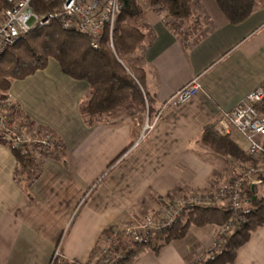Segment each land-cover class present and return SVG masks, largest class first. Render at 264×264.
Wrapping results in <instances>:
<instances>
[{"label": "crops", "instance_id": "obj_1", "mask_svg": "<svg viewBox=\"0 0 264 264\" xmlns=\"http://www.w3.org/2000/svg\"><path fill=\"white\" fill-rule=\"evenodd\" d=\"M194 1L213 24L192 41L177 36L164 12L146 11L145 40L131 56L145 71L144 87L154 110L194 78L200 88L187 101L166 107L135 147L145 120L135 116L134 103L89 123L82 111L89 84L65 74L57 60L12 80L11 98L55 134L64 153L48 158L41 175L25 189L15 179V154L0 144V264H50L57 245L67 261L85 264L106 228L123 227L154 211L158 197L217 187L237 158L212 146L220 141H205L207 126L247 155L246 136L234 127L222 135L216 124L264 84V0L238 24L227 19L215 0ZM219 227L191 225L183 238L158 252L148 248L127 264H200L209 257ZM229 264H264V226L253 231Z\"/></svg>", "mask_w": 264, "mask_h": 264}, {"label": "trees", "instance_id": "obj_2", "mask_svg": "<svg viewBox=\"0 0 264 264\" xmlns=\"http://www.w3.org/2000/svg\"><path fill=\"white\" fill-rule=\"evenodd\" d=\"M215 1L227 19L231 23L238 24L251 16L258 0ZM120 2L123 8L114 24L113 41L111 42L107 28L98 48L93 47L89 35L65 28L60 19L52 21L49 25L34 27L13 46L7 48L0 56V104L8 97L12 80L22 79L43 70L51 59H55L65 74L89 84L90 92L82 105V111L89 123H93L97 117L121 109L129 102L136 103L139 107L148 104L151 119L161 112V107L154 110V100L145 90V71L141 67H132L130 72L124 62L137 51L139 45L145 40L144 29L137 24V21L144 17L147 5L153 9L166 11L168 17L186 20L193 15V0H120ZM39 4L42 3H34V8L37 9ZM52 5L56 6V2L45 6L46 10H51ZM6 7L7 4L0 0V13ZM258 109L264 112V99L258 105ZM9 110L13 114V121L20 116L23 121L21 124L31 126L37 134L42 135L49 131L25 115L17 103L10 106ZM204 139L209 143L220 141L221 145L212 146L220 147L226 156L250 158L226 137H221L214 132L211 126L205 128ZM7 146L17 158L15 179L23 183L25 189H28V186L41 175L44 162L48 158H60L64 153V145L59 139H57L55 148L50 151L40 148L39 159L34 156L35 145L21 144L15 148L12 145ZM131 146L132 144L113 160L112 164L119 160ZM21 169L26 170L29 175L27 179L21 176ZM251 189L252 186L247 185L248 193ZM167 197L174 196L167 195ZM163 198L158 197L157 202ZM249 205L250 208H244L243 221L239 228L225 237L226 243L221 249L211 250L209 257L200 264H229L236 260L237 250L249 241L253 231L259 226H264V198L253 195ZM190 208L184 213V219H178L150 246L119 238L122 227L106 228L90 261L85 264L93 263L99 249L107 243L109 238L111 239L110 250L121 255L115 262L106 264H127L137 261L148 248L158 252L164 244L173 239L183 238L191 225L218 224L222 226L234 215L232 207L195 205ZM96 264H99V261Z\"/></svg>", "mask_w": 264, "mask_h": 264}, {"label": "built area", "instance_id": "obj_3", "mask_svg": "<svg viewBox=\"0 0 264 264\" xmlns=\"http://www.w3.org/2000/svg\"><path fill=\"white\" fill-rule=\"evenodd\" d=\"M7 7L0 13V56L7 48L13 46L20 38L27 35L36 26L49 25L60 19L67 29H74L89 35L94 48L100 46V40L108 28L112 42L113 29L117 16L122 11L120 0H2ZM56 2L51 10L41 12L34 8V3ZM33 21V24H31ZM200 88L198 78L178 90L161 106V112L152 119L147 117L141 137L135 141L137 146L140 139L146 137L154 128L162 112L169 105L187 101ZM264 99V86L252 90L233 109L225 111L216 124L217 131L227 135L232 127L242 132L249 141L247 150L252 162L234 161L231 174L211 190H193L183 196H165L155 205L151 214L145 215L140 221L125 224L119 238L133 243L151 245L163 231L169 229L178 219H184V213L195 205L205 207H232L234 215L227 223L220 226L213 243L212 250H218L225 244V237L239 228L243 221V211L249 204L247 185H255L264 181V112L258 105ZM16 102L8 97L0 104V144L12 145L14 148L21 144L35 145L34 156L40 158V148L47 151L55 148L57 139L51 131L42 135L36 130L28 131L27 125H22L19 117L13 121V114L9 107ZM229 172V173H230ZM103 245L92 264H106L115 262L120 253H113L109 243ZM225 242V243H224ZM50 264H83L78 261H67L60 245L54 250Z\"/></svg>", "mask_w": 264, "mask_h": 264}, {"label": "rangeland", "instance_id": "obj_4", "mask_svg": "<svg viewBox=\"0 0 264 264\" xmlns=\"http://www.w3.org/2000/svg\"><path fill=\"white\" fill-rule=\"evenodd\" d=\"M195 3L196 2L194 1L193 2V15H192V17L189 19H186V20H177L171 16L168 17L166 11H162V12H164L166 21L169 22L170 27L174 30V32L177 34V36L181 40H184V41H188V40L190 41L191 40L192 41V40L198 38L199 36H201L202 34H204L205 31L207 30V28L209 26H211V24H213V22L209 19L208 11L203 10L202 4H200V3L195 4ZM48 4L49 3L39 4L37 6V9L40 10L41 12H45V11H47L45 6H47ZM54 7L55 6L52 5V8H54ZM145 10L146 11L147 10L159 11L157 9L151 8L149 5L146 6ZM145 14H146V12H145ZM144 17H145V15H144ZM144 17L137 21V24L141 27H144V23H143ZM31 24H33V21H31ZM112 41H113V38H112ZM133 60H134L133 56H129L127 58V61L124 62L126 68L129 69L130 72H131L132 67H137V66H135V63L137 64L138 61L135 62V60H134V62H133ZM129 103L133 104L132 102H129ZM134 105L138 109V111L135 113V116L140 117L142 120L146 121L147 117H150L148 104L145 105L144 107H139L136 103H134ZM18 117H19L20 122L22 123L23 122L22 118L20 116H18ZM145 121H144V124H145ZM27 126L29 127L28 131L33 132V130H35L31 126H29V125H27ZM246 156L249 157L248 154ZM237 161H242L245 163L252 162L251 158H248V159L237 158ZM230 174H231V172L226 173L223 178H225L226 176L228 177ZM21 176L25 177L27 179L29 175L26 173V170L21 169ZM253 195H258V196L264 198V181H263V183L257 184V185H255V187H252L251 191L248 193V197L251 199ZM250 207L251 206L249 204L245 205V209H248ZM152 212L153 211H151V212L147 211L145 213H141V215L139 217L134 218L133 221H140L143 219V217L145 215L151 214ZM120 244H122V243H120ZM214 250L215 249H213V251Z\"/></svg>", "mask_w": 264, "mask_h": 264}]
</instances>
